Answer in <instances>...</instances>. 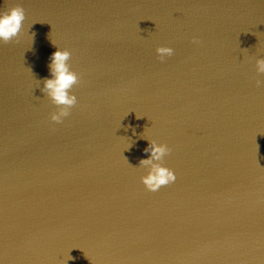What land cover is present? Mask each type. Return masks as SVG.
<instances>
[{
	"label": "water",
	"instance_id": "95a60500",
	"mask_svg": "<svg viewBox=\"0 0 264 264\" xmlns=\"http://www.w3.org/2000/svg\"><path fill=\"white\" fill-rule=\"evenodd\" d=\"M15 5L22 32L0 42V264H264V0L0 12ZM57 50L80 77L59 124L41 90ZM151 141L177 177L155 193L139 166Z\"/></svg>",
	"mask_w": 264,
	"mask_h": 264
},
{
	"label": "clouds",
	"instance_id": "9594fccd",
	"mask_svg": "<svg viewBox=\"0 0 264 264\" xmlns=\"http://www.w3.org/2000/svg\"><path fill=\"white\" fill-rule=\"evenodd\" d=\"M25 19V9L21 5H15L0 12V42L9 44L17 40L22 32ZM193 43H200V41L194 39ZM156 51L161 62L166 57L174 55V49L171 47L162 46ZM70 59L71 52L68 50H57L52 54L49 64L51 78L43 80L44 86L41 89L58 109L51 115V121L57 124L62 123L63 119L70 115V110L77 104V97L73 94V89L80 83V77L71 70L68 63ZM256 69L258 75H264V59L256 61ZM256 86H264V80H257ZM144 151L151 153L150 158L139 161V166L149 169L148 174L141 178L146 189L155 193L162 187L174 183L177 179L175 173L163 166L164 158L170 154L171 149L166 144H157L155 141H151Z\"/></svg>",
	"mask_w": 264,
	"mask_h": 264
}]
</instances>
